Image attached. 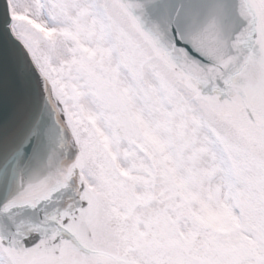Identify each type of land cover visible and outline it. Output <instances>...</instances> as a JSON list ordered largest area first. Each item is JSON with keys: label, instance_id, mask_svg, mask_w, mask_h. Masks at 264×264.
<instances>
[{"label": "rangeland", "instance_id": "374dc122", "mask_svg": "<svg viewBox=\"0 0 264 264\" xmlns=\"http://www.w3.org/2000/svg\"><path fill=\"white\" fill-rule=\"evenodd\" d=\"M10 1L16 32L31 36L34 45L40 41L44 44L38 54L43 71L52 74V83L73 123H84L92 159L90 167L83 164L78 173H85L88 178V186L83 183V187L90 209H96L94 200L109 185L121 197L123 188L128 187V199H121L123 205L117 207L122 215L127 213L129 198L141 202L151 197L159 200L158 190L145 184L150 180L147 170L150 155L158 162L163 185L172 193L179 212L156 201H150L149 207L155 218L166 212L167 219L173 222L175 242L185 245L201 234L215 246H252L259 258H264V185L249 178L252 156L244 150L234 130L220 121H208L196 101L186 103L184 114L154 70L145 68L140 75L136 64L120 60L121 56L131 57L134 50L129 47L127 51L114 38L115 27L121 33L129 14L124 10L120 12L124 21L118 19V9H114L112 0ZM113 18L117 24H112ZM28 28L40 33L41 39ZM79 45L87 50L81 59ZM105 47L111 50L108 55L101 53ZM92 52L98 53L96 63ZM103 59H108V63L101 64ZM100 82L109 90H123L128 113L139 130L133 141L128 143L118 137L109 115L94 100L92 93ZM178 91L189 99L184 88L179 87ZM254 115L258 116L256 112ZM186 122L190 138L184 143L181 131ZM95 168L100 170L99 175L93 172ZM139 209L135 208L136 214ZM137 224L141 233L147 232L145 224L141 221ZM19 237L18 234L16 243ZM107 247L116 252L113 245ZM166 255L177 254L173 248ZM132 258L138 264H168L160 263L154 254L145 256L135 249ZM11 261L0 243V264H12ZM249 263H253L251 258L243 262Z\"/></svg>", "mask_w": 264, "mask_h": 264}, {"label": "bare ground", "instance_id": "6f19581e", "mask_svg": "<svg viewBox=\"0 0 264 264\" xmlns=\"http://www.w3.org/2000/svg\"><path fill=\"white\" fill-rule=\"evenodd\" d=\"M112 1L115 4L114 9H118V19L124 21L123 14H120L124 10L129 14L128 23L121 32L126 43L134 49L132 56L128 58L129 62L137 65L141 75L145 68L154 70L165 88L180 104L184 114L187 104L191 105L192 101H196L208 121H220L234 130L244 150L252 156L253 161L249 165L252 177L264 185V0H246L247 8L254 15L252 34L247 42L253 51L252 61L249 63L253 71L251 75H245V79L237 76L239 91L229 90L228 93L188 70L185 63L140 21L127 0ZM12 17V31L24 44L36 69L40 71L50 102L56 110L68 149V169L75 178L71 179V182L74 181V187L73 193L66 195L67 203H63L64 197H60L63 200L58 202L52 199L43 210L38 211L43 216L62 218L60 222L46 219L53 225L41 222V227H37L29 222V219H15L21 233L19 245H13L0 233V243L6 246L14 264H95L98 261L104 264H138L132 258L134 249L145 256L148 253L154 254L155 258L159 257L160 263L168 264H243L248 258L253 260V263L249 264H264V258H259L257 250L252 246L226 249L223 246H215L201 234L185 245L175 242L172 234L173 222L167 219L166 212L162 217L155 218L153 210L149 207L151 200L159 204L165 203L167 208L179 212L172 193L163 185V172L157 161L149 155L147 169L150 180L147 184L158 190L159 200L151 197L148 201L141 202L129 198L127 213L122 215L117 207L123 205L121 199H128V187L123 188L121 197L115 193L114 187L112 190L109 185L104 189V193L94 200L96 209H90L87 193L81 190L82 188L77 189L79 181L76 167L79 169L83 164L90 167L92 159L84 123H73L54 83L51 82V76L41 68L38 54L44 44L34 45L31 36L25 37L17 33L13 26V13ZM259 82L261 84L257 86ZM232 85L230 84V88ZM178 86L188 92L189 99L181 96ZM254 112L258 114L257 117ZM181 134L184 143H187L190 137L187 122L182 127ZM93 172L100 174L97 168L93 169ZM137 206L140 208L139 214L135 213ZM138 221L145 224L146 233L140 232ZM31 224L33 228L30 227ZM126 240H131L130 244L125 243ZM111 245L116 252L109 251L107 246ZM173 248L177 255H166V252Z\"/></svg>", "mask_w": 264, "mask_h": 264}, {"label": "water", "instance_id": "95a60500", "mask_svg": "<svg viewBox=\"0 0 264 264\" xmlns=\"http://www.w3.org/2000/svg\"><path fill=\"white\" fill-rule=\"evenodd\" d=\"M128 1L203 80L228 93L233 76L245 79L250 67L242 41L251 27L246 0ZM10 22L8 0H0V223L6 226L17 216L40 218L48 201L70 193L54 109ZM113 121L121 136H134L123 112Z\"/></svg>", "mask_w": 264, "mask_h": 264}, {"label": "flooded vegetation", "instance_id": "af4514ba", "mask_svg": "<svg viewBox=\"0 0 264 264\" xmlns=\"http://www.w3.org/2000/svg\"><path fill=\"white\" fill-rule=\"evenodd\" d=\"M102 62H105V61H102Z\"/></svg>", "mask_w": 264, "mask_h": 264}]
</instances>
